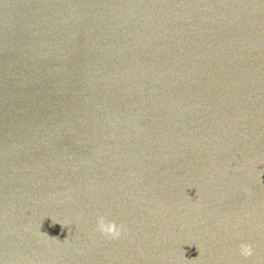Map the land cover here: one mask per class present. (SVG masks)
Segmentation results:
<instances>
[{
    "label": "water",
    "instance_id": "95a60500",
    "mask_svg": "<svg viewBox=\"0 0 264 264\" xmlns=\"http://www.w3.org/2000/svg\"><path fill=\"white\" fill-rule=\"evenodd\" d=\"M0 264H264V0H0Z\"/></svg>",
    "mask_w": 264,
    "mask_h": 264
},
{
    "label": "clouds",
    "instance_id": "9594fccd",
    "mask_svg": "<svg viewBox=\"0 0 264 264\" xmlns=\"http://www.w3.org/2000/svg\"><path fill=\"white\" fill-rule=\"evenodd\" d=\"M94 229L102 236L116 240L121 237L124 226L114 220L108 219L104 214L98 213L95 217ZM238 254L243 258L251 257L254 254V248L251 244L241 243L238 246Z\"/></svg>",
    "mask_w": 264,
    "mask_h": 264
}]
</instances>
